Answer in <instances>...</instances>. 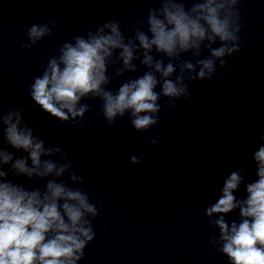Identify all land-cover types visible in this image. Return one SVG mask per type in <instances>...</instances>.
Listing matches in <instances>:
<instances>
[{
  "label": "clouds",
  "instance_id": "clouds-1",
  "mask_svg": "<svg viewBox=\"0 0 264 264\" xmlns=\"http://www.w3.org/2000/svg\"><path fill=\"white\" fill-rule=\"evenodd\" d=\"M239 3L159 0L160 6L148 10L132 36L123 33L116 17L99 24L90 20L86 36L64 42L48 59L43 72L33 78L29 96L43 112L74 126L90 111L81 101L99 98L109 127L128 115L137 132H147L160 123L162 98L172 108L181 98L190 103L189 84L212 81L219 75L217 64L226 68V57L241 51ZM57 26V20L32 24L26 32L28 43L20 51L53 36ZM217 42L219 46L213 47ZM205 50L209 55L203 59H182L188 53L201 57ZM110 66L118 77L136 73L140 66L146 71L126 79L113 92L108 89ZM0 125L3 142L27 154L14 156L0 146V264H78L95 238L93 220L100 215L87 192L64 181L66 174L72 185L82 183L83 177L72 171L66 151L46 146L34 134L36 129L25 121L22 110L0 113ZM259 140L252 157L257 179L245 184L246 197L235 195L244 184L243 170L237 168L224 179L218 200L205 209L210 225L219 230L210 243L230 264H264V134ZM130 160L140 163L136 156ZM10 174L17 179L38 178L45 184L29 189L13 182ZM236 210L239 222L226 220Z\"/></svg>",
  "mask_w": 264,
  "mask_h": 264
}]
</instances>
